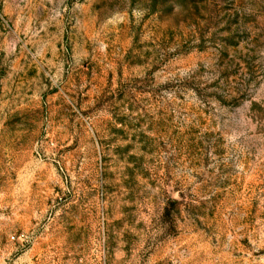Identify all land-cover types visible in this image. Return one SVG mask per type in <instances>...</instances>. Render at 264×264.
Wrapping results in <instances>:
<instances>
[{
    "label": "rangeland",
    "instance_id": "374dc122",
    "mask_svg": "<svg viewBox=\"0 0 264 264\" xmlns=\"http://www.w3.org/2000/svg\"><path fill=\"white\" fill-rule=\"evenodd\" d=\"M0 264H264V0H0Z\"/></svg>",
    "mask_w": 264,
    "mask_h": 264
}]
</instances>
